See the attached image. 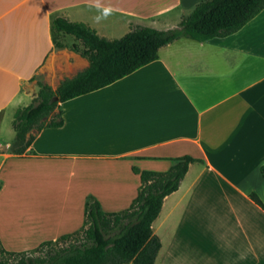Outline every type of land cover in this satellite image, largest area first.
Returning a JSON list of instances; mask_svg holds the SVG:
<instances>
[{
    "label": "crops",
    "instance_id": "obj_1",
    "mask_svg": "<svg viewBox=\"0 0 264 264\" xmlns=\"http://www.w3.org/2000/svg\"><path fill=\"white\" fill-rule=\"evenodd\" d=\"M200 1L0 0L6 250L27 251L78 230L88 196L106 212L128 208L141 185L133 167L166 171L190 156L195 160L152 222L160 241L154 264H264V8L227 36L182 34L160 47L157 59L60 102V126L32 130L22 154L10 149L9 112L35 99L39 81L55 89L88 66L54 44V17L113 39L137 25L175 29ZM58 41L78 42L68 34Z\"/></svg>",
    "mask_w": 264,
    "mask_h": 264
},
{
    "label": "trees",
    "instance_id": "obj_2",
    "mask_svg": "<svg viewBox=\"0 0 264 264\" xmlns=\"http://www.w3.org/2000/svg\"><path fill=\"white\" fill-rule=\"evenodd\" d=\"M263 8L264 0H201L175 29L137 25L113 39L98 35L85 23L54 17V44L79 53L88 60V66L73 77L62 79L55 89L39 81L35 99L14 112L12 153L26 150L33 138L32 130L62 124L61 110L55 111L60 102L104 87L157 59L158 49L182 34L200 38L230 35ZM60 34L71 35L78 42L65 45L58 41ZM194 160L190 156L177 158L166 171L133 167L141 185L128 208L106 212L94 197L88 196L83 224L78 230L42 241L27 251H9L0 243V264H154L160 241L152 233V222L165 196L179 187ZM260 172L264 178V165ZM250 197L262 205L256 194L251 193Z\"/></svg>",
    "mask_w": 264,
    "mask_h": 264
},
{
    "label": "rangeland",
    "instance_id": "obj_3",
    "mask_svg": "<svg viewBox=\"0 0 264 264\" xmlns=\"http://www.w3.org/2000/svg\"><path fill=\"white\" fill-rule=\"evenodd\" d=\"M30 102V101H29ZM29 102H25V103H23V104H21V106H23V105H26V104H28ZM13 111L11 110L10 112H9V115H10V120L13 118V113H12ZM12 115V116H11ZM11 122H9V129L10 130H12L13 129V127H11ZM5 134H6V132H4Z\"/></svg>",
    "mask_w": 264,
    "mask_h": 264
},
{
    "label": "built area",
    "instance_id": "obj_4",
    "mask_svg": "<svg viewBox=\"0 0 264 264\" xmlns=\"http://www.w3.org/2000/svg\"><path fill=\"white\" fill-rule=\"evenodd\" d=\"M0 149H1V144H0Z\"/></svg>",
    "mask_w": 264,
    "mask_h": 264
},
{
    "label": "water",
    "instance_id": "obj_5",
    "mask_svg": "<svg viewBox=\"0 0 264 264\" xmlns=\"http://www.w3.org/2000/svg\"><path fill=\"white\" fill-rule=\"evenodd\" d=\"M54 99H56V97H54Z\"/></svg>",
    "mask_w": 264,
    "mask_h": 264
}]
</instances>
